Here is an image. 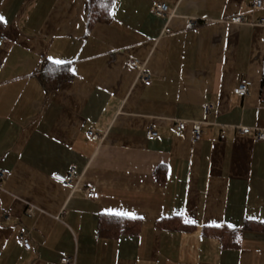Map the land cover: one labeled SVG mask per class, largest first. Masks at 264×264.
<instances>
[{"label":"crops","instance_id":"1","mask_svg":"<svg viewBox=\"0 0 264 264\" xmlns=\"http://www.w3.org/2000/svg\"><path fill=\"white\" fill-rule=\"evenodd\" d=\"M251 4L113 0L98 19L89 0H0V264H264V0ZM71 167L70 185L54 178Z\"/></svg>","mask_w":264,"mask_h":264},{"label":"built area","instance_id":"2","mask_svg":"<svg viewBox=\"0 0 264 264\" xmlns=\"http://www.w3.org/2000/svg\"><path fill=\"white\" fill-rule=\"evenodd\" d=\"M262 6V0H252V4H251V9L256 10L259 9ZM167 9L168 6L166 3L164 2H159L157 3L154 8H153V13L159 17L165 16L167 13ZM243 20V17L241 16H234L231 18V21L234 23H239ZM190 25L193 24V21L189 22ZM260 24L262 26H264V18L260 19ZM165 32H169V29L166 28ZM4 39V36L0 34V41ZM129 64L131 66H137L138 65V61L136 59H132L129 60ZM140 78L142 79L143 83L145 85H148L150 83V79H149V75L146 73H141L140 74ZM250 81L248 79H242L233 89V92L235 94L238 95H246L248 93L249 90V86H250ZM213 104L210 102H207L205 104V110L206 111H210L212 109ZM187 124L185 121L182 120H177L174 123V131H175V135L176 136H180L185 130H186ZM192 139L193 141L197 142L200 141L203 137L204 131L203 128L201 127L200 123H194L192 125ZM240 133L242 134H247L249 132V128L246 126L240 127L239 129ZM87 136L91 139V140H97L99 137L98 135L95 133V131L93 129H88L86 131ZM157 136V132L156 131H147V138L148 139H153ZM221 138H223L224 136L221 135ZM255 139L256 140H264V131H257L255 133ZM5 174L4 170H0V178H2ZM54 178L57 179L58 181L62 182L63 184L66 185H70L71 182L73 181V179L76 177V173H75V169L73 167L69 168L67 170L66 173H55ZM2 189L1 185H0V190ZM98 190L96 187H89L86 190V197L89 199H97L98 198ZM2 216L5 218H8L9 216V212L8 211H4L2 213ZM19 242L21 244V246L25 249V250H29L31 249V242L29 239V236L27 234H22L19 237ZM57 264H75V257L74 256H69V255H65V254H61Z\"/></svg>","mask_w":264,"mask_h":264},{"label":"trees","instance_id":"3","mask_svg":"<svg viewBox=\"0 0 264 264\" xmlns=\"http://www.w3.org/2000/svg\"><path fill=\"white\" fill-rule=\"evenodd\" d=\"M113 0H89V15H93L96 18L102 17V15L106 14L109 6L111 5ZM264 75V72H262ZM262 90L261 93H264V76H262Z\"/></svg>","mask_w":264,"mask_h":264},{"label":"snow or ice","instance_id":"4","mask_svg":"<svg viewBox=\"0 0 264 264\" xmlns=\"http://www.w3.org/2000/svg\"><path fill=\"white\" fill-rule=\"evenodd\" d=\"M4 18L0 16V22H3ZM56 64H61L63 63L62 61H55ZM117 215H126V213H116ZM231 227V226H230Z\"/></svg>","mask_w":264,"mask_h":264}]
</instances>
